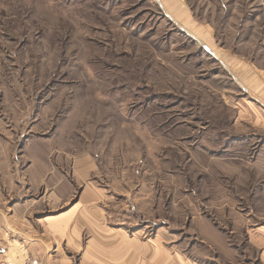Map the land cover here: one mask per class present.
<instances>
[{"label": "rangeland", "instance_id": "rangeland-1", "mask_svg": "<svg viewBox=\"0 0 264 264\" xmlns=\"http://www.w3.org/2000/svg\"><path fill=\"white\" fill-rule=\"evenodd\" d=\"M44 160L68 200L35 181ZM16 204L26 229L86 221L55 264H264V0H0V210Z\"/></svg>", "mask_w": 264, "mask_h": 264}, {"label": "crops", "instance_id": "crops-1", "mask_svg": "<svg viewBox=\"0 0 264 264\" xmlns=\"http://www.w3.org/2000/svg\"><path fill=\"white\" fill-rule=\"evenodd\" d=\"M47 160V159H46ZM44 163H36L38 166H35L33 170V177L35 181L39 183H43L45 181V177L47 175H51L53 173L55 177V182H58L59 185L53 189V180L51 185V190L53 189L55 195L68 200L70 196V183L69 181L63 177L61 172H57L49 162ZM44 165L40 167L39 165ZM93 199H97L96 196H93ZM92 199V200H93ZM17 206V204L15 205ZM14 207V211L10 212V216L6 217L5 209L0 210V264H55L51 262L50 255L52 256V252H61L62 247L60 243L62 240L67 241V245L69 244L74 246L73 248L79 249V244L75 243L78 242V238L81 236V229L86 224V221L83 220L80 216H75V212L73 213L70 210L63 212L62 214L47 216L42 219L41 228L33 227L26 229L24 228V224H20L19 217L24 218L29 207L24 205ZM23 213V214H22ZM77 217V218H76ZM85 222V223H84ZM90 227V224H87ZM95 228L100 229L101 226H95ZM254 234L258 233L263 234L264 229H257L254 228ZM34 231V232H33ZM11 233L15 239H8L4 238V234ZM108 236H111L108 235ZM22 238L27 242L28 247L26 248V253H19V243L18 238ZM112 238V237H111ZM257 239V238H255ZM253 239V245L261 250V255H264V238L261 239L258 237L260 243L257 245L258 241ZM74 241V242H73ZM70 247V246H69ZM78 250V251H79ZM57 254H55L57 256ZM61 264V262L59 263ZM62 264H70L69 261L66 263L62 262Z\"/></svg>", "mask_w": 264, "mask_h": 264}]
</instances>
